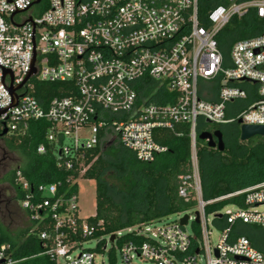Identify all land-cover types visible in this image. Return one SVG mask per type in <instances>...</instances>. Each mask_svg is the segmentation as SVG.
Returning a JSON list of instances; mask_svg holds the SVG:
<instances>
[{
    "label": "built area",
    "instance_id": "obj_1",
    "mask_svg": "<svg viewBox=\"0 0 264 264\" xmlns=\"http://www.w3.org/2000/svg\"><path fill=\"white\" fill-rule=\"evenodd\" d=\"M32 1L0 0V64L12 70V86L20 84L29 69L32 29L36 68L15 89L17 95L26 93L0 114V124L10 132L25 133L32 120L50 123L46 143H40L37 152L52 150L58 166L66 169L77 161L82 166L81 149L109 138L137 160L152 162L168 150L156 140V130L181 135L177 128L185 124L191 155L177 192L195 209L193 215L178 213L174 221L155 220L98 234L102 221L78 215L77 190L62 188L61 181L33 185L18 169L15 184L23 193L19 205L34 224L30 233L39 229L41 254L54 264H95L102 251L109 264L117 253L120 264H264V181L206 200L197 149L199 133L210 131L203 128L206 123L222 126L242 119L243 124L264 125V23L260 34L233 42L228 55L219 39L234 17L254 13L264 21V0H217L204 20L199 0H48L41 13L33 10L38 3ZM26 6L14 12L12 21L21 24L31 15L34 28L32 20L11 22L12 12ZM1 75L0 66L4 107L11 102L5 88L11 76L5 73L4 86ZM147 79L157 85L144 95ZM38 82L72 83L70 95L44 104L33 93ZM159 88H166L167 102H149ZM245 99L248 105L228 117L229 105ZM81 172L67 179L70 185H78ZM220 202L223 206L209 210L208 218V205ZM184 215L188 219L181 225ZM190 221L193 232L186 229ZM208 222L220 227L215 243ZM93 240L94 248L83 246ZM21 260L14 257L10 243L0 245V264Z\"/></svg>",
    "mask_w": 264,
    "mask_h": 264
},
{
    "label": "trees",
    "instance_id": "obj_2",
    "mask_svg": "<svg viewBox=\"0 0 264 264\" xmlns=\"http://www.w3.org/2000/svg\"><path fill=\"white\" fill-rule=\"evenodd\" d=\"M216 2L217 0H199V16L202 20ZM47 7L48 0H40L34 6L40 13ZM263 23L254 13L241 19L234 17L219 37L224 55H228L233 42L260 34ZM145 82L142 89L144 95H149L157 83L150 79ZM71 84L38 82L33 93L46 104L52 97L70 95ZM167 97L166 88H159L149 102L166 103ZM49 125L45 120H32L25 133H6L3 140L6 158L9 155L17 158L14 167L8 169L3 176L6 184L14 183L19 169L33 185L61 181L62 188L71 187V191L76 192L78 185H70L67 179L78 178L80 170L85 167L81 177L96 181V213L88 219L94 223L103 222L102 228L98 230V234L103 235L128 226L159 220L164 214L186 212L193 207V202L182 199L177 192L179 176L187 171L191 155L187 125L178 126L181 135L167 129L156 130V140L167 146L168 150L157 155L152 162L137 160L131 151L125 149L117 140L109 138L91 149H81L83 157L79 161H83V164L80 167L77 161L72 169L58 166L55 154L50 149L46 154L37 152V146L46 143ZM247 141L257 142L264 147V136H254ZM197 149L203 196L206 200L264 181V150L259 154L252 148L245 147L239 138L229 140L223 151L211 148L205 142L200 149L197 142ZM113 178L123 181L124 185L117 192L123 191L124 198L132 194L129 203L114 199L112 192H115V185L110 180ZM22 197L23 193L18 190L15 202L5 209V217H0V245L11 244L14 257L22 259L17 264H54L49 256L41 254L43 249L37 235L39 229L32 233L29 231L34 224L29 221L27 211L25 216L24 210L19 206L18 202ZM222 206V202L210 207L208 205L207 211L220 209ZM11 212L20 213V219H24L14 226L15 219ZM245 227L249 230L252 228L250 225ZM254 245L262 249L257 243Z\"/></svg>",
    "mask_w": 264,
    "mask_h": 264
},
{
    "label": "rangeland",
    "instance_id": "obj_3",
    "mask_svg": "<svg viewBox=\"0 0 264 264\" xmlns=\"http://www.w3.org/2000/svg\"><path fill=\"white\" fill-rule=\"evenodd\" d=\"M33 10L35 12L37 11V10H35V8ZM241 85L244 87L247 86L246 83H242ZM240 106H241V101L233 104V107H238V110L244 109V107H245V106H241V107ZM231 115L232 114L228 115V117ZM216 127L222 128L224 130V132H228V129H229L228 123L225 125H222V126H218V124L206 123L203 128L210 130V131H213L214 128H216ZM204 142L207 144L206 141L198 139V148L199 149L201 148L202 145H204ZM239 143L240 142H238V144ZM243 143H244L245 147L252 148V150L258 152L259 154L263 153L264 147L261 144H259L257 142L250 143L247 140L243 141ZM207 146H208V144H207ZM6 161L7 162H11V161L15 162V161H17V158L13 155H9L8 158L6 159ZM83 171H84V169H82V172ZM82 172H81V174L84 173V172L83 173ZM110 180H111V184L115 185V192H117L119 189H121V186L124 185L123 181L122 182L118 181V179H116V178H113ZM77 182H78V186H77L78 215H79V217L84 218V219L88 218V217H92L96 213V181L94 179H85V178L81 177L78 179ZM115 192H112V195L114 196V199L116 201L129 203V201L132 200V194H128V195H126V198H124V192L123 191L117 192V193H115ZM227 208H228L227 206L222 208V211H224ZM194 211H195V209L193 207H191L186 212H182V213H190L191 215H193ZM19 212H21V211H19ZM9 213L10 212H8V214ZM23 213L26 216V210H24ZM207 213H208V218H209V212H207ZM11 214L15 219L14 226L17 225L22 220V218L24 219V217H22L20 219V213L11 212ZM178 217H179L178 213L164 214L162 216V218L158 220L159 221L158 223L174 221V220L178 219ZM208 227L212 231L211 238H212V241L215 243L218 240L220 227L217 224L211 223V222L210 223L208 222ZM186 229L188 232H193V221H190L187 223ZM255 237L258 238V240H259V237L257 234L255 235ZM95 244L96 243L93 240L90 242H85L83 244V246L86 248H94ZM112 246H113V243L112 242L109 243L108 247L111 248ZM76 252H78V249L76 250ZM94 261H95V264H109V257H108L107 252L106 251L98 252ZM120 263H121V256L119 253H117V258L113 264H120Z\"/></svg>",
    "mask_w": 264,
    "mask_h": 264
},
{
    "label": "water",
    "instance_id": "obj_4",
    "mask_svg": "<svg viewBox=\"0 0 264 264\" xmlns=\"http://www.w3.org/2000/svg\"><path fill=\"white\" fill-rule=\"evenodd\" d=\"M9 1H12V0H7V2H9ZM32 2H33V4H37V3L40 2V0H33ZM14 4H15V2H14ZM30 4H31V2L28 4V6ZM28 6H26L24 8H16V10H14L12 12L11 16H10L11 22L14 23V24H16V25H22L26 20H32L31 19V15H30V18L26 19L21 24H18V23H15V22L12 21V15L14 14V12H16L18 10H21V9H25ZM32 22H33V28H34V23L35 22L33 20H32ZM31 35H32V45L33 46H32V53H31L30 65H29V69H28L27 73L25 74V76H24V78H23V80L21 81L20 84L15 85V86H12V81H13V72H12V70L10 68L3 67L0 64V66L2 68L1 82H2V84L4 86H5V84H4L3 79H4L5 73L9 72L10 73V76H11L10 86L9 87H6L5 86V88L10 93L11 102L9 104H7L6 106H4V107H0V114L2 112H4L6 109H8L9 107L17 104V102H18V96H22L26 92L23 93V94L17 95L16 93H14L15 92V89L21 87L22 84H24L28 80V78L30 77V75L36 71V68L33 66L34 59H35V42H34V36H33V29H32V34ZM208 122H209V120H208ZM237 123L239 124L240 139L242 141L249 140L252 137L258 136V135L259 136H264V125H260V124H253V125L252 124H243L242 123V119H238L237 120ZM7 132H8V129L6 127H4V129L2 131V134H5ZM198 138L200 140L206 141L207 144H208V146L211 147V148H216L219 151H223L225 149V142H224L223 132H222V130L220 128L214 130L213 132H210V131H202V132L199 133ZM217 216L218 217H221V214H218ZM187 219H188V215H184L180 219V224L181 225H184L187 222ZM196 221L199 222V219L197 218ZM114 239H115V235L112 234L111 240H114Z\"/></svg>",
    "mask_w": 264,
    "mask_h": 264
},
{
    "label": "flooded vegetation",
    "instance_id": "obj_5",
    "mask_svg": "<svg viewBox=\"0 0 264 264\" xmlns=\"http://www.w3.org/2000/svg\"><path fill=\"white\" fill-rule=\"evenodd\" d=\"M229 129L228 132H223V137H224V142L225 145L229 143V140H233L235 138L240 139V131H239V124L237 121H230L228 123ZM4 127L1 125L0 127V217H5V209L8 207L9 204H12L16 200V196L18 193V189L15 184V179L14 183L6 182L3 181V176L8 169L11 167H14L15 162H7L6 161V155L4 153V137L6 135L2 134ZM218 128H214L216 130ZM213 130V131H214ZM19 203V202H18Z\"/></svg>",
    "mask_w": 264,
    "mask_h": 264
},
{
    "label": "crops",
    "instance_id": "obj_6",
    "mask_svg": "<svg viewBox=\"0 0 264 264\" xmlns=\"http://www.w3.org/2000/svg\"><path fill=\"white\" fill-rule=\"evenodd\" d=\"M240 101H241V106H246V105H248V103H249V99L238 100V101H236V102H240ZM236 102L231 103V104L229 105V109H228V113H229V115L232 114V113H234L235 111H237L238 107H233V104H235ZM241 106H240V107H241ZM245 229H248V228H245Z\"/></svg>",
    "mask_w": 264,
    "mask_h": 264
}]
</instances>
